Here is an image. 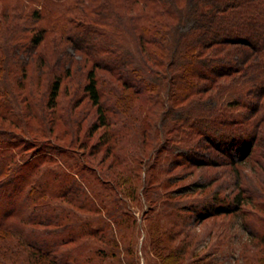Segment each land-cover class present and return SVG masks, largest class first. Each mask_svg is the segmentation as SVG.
Instances as JSON below:
<instances>
[{
  "label": "trees",
  "instance_id": "obj_1",
  "mask_svg": "<svg viewBox=\"0 0 264 264\" xmlns=\"http://www.w3.org/2000/svg\"><path fill=\"white\" fill-rule=\"evenodd\" d=\"M1 81L0 136L14 140L0 139L13 148L0 147V264L21 254L2 245L12 236L27 264H94L81 239L98 231L109 235L113 255L128 250L119 231L137 221L129 197L144 199V219L155 214L147 227L161 264H205L207 235L195 255V229L238 212L242 197L212 210L204 196L170 201L203 194L211 182L170 188L200 168L238 170L255 153L264 158V0H0ZM65 81L72 90L67 116L59 101ZM80 92L95 106L87 136L100 132L91 154L103 151L99 162H109L95 173L98 184L80 173L94 167L80 165L77 153L64 159L63 173L43 167L57 160L43 150L50 140L40 146L11 130L54 132L69 118L81 126ZM178 167L192 169L174 174ZM58 198L103 208L102 227L78 228L77 214ZM69 243L76 245L61 249Z\"/></svg>",
  "mask_w": 264,
  "mask_h": 264
},
{
  "label": "rangeland",
  "instance_id": "obj_2",
  "mask_svg": "<svg viewBox=\"0 0 264 264\" xmlns=\"http://www.w3.org/2000/svg\"><path fill=\"white\" fill-rule=\"evenodd\" d=\"M78 79L80 80V77L77 76V80L75 79L76 82H78ZM1 83L2 81L0 82V85ZM67 83L69 82L65 81L63 83L64 85L59 97L61 106L64 107L62 113L65 115L69 112L72 105V90L70 88L68 91H65ZM78 97L80 102L76 115L78 114L81 118V126L72 124V119L69 118V122L66 125L60 123L55 125L54 132H49L48 129L43 130L44 132L38 133L31 132L24 128H12L11 130L20 138H25L22 133L24 132V134L30 136L25 139H30L34 144H40V146H43L42 144L44 143H50L52 145H44L43 150L48 153V156H53L54 159L57 160H45L42 164L43 167L49 166L63 173L64 170H62L61 167L65 163L64 159L71 157L73 154L72 152L77 153L80 165H84L85 162H88L89 165L95 168H86L80 173L86 176V180L95 181L91 183L98 184L95 173L98 172L97 174H99L98 168H101V166L106 168L109 162L104 164L99 162L98 158L102 155L103 151L99 155L96 154V156L91 154V149L96 144L100 133L96 132L92 138L87 136L89 133L88 130L93 123L95 106L90 103L87 97L83 96L82 92L79 93ZM41 100L43 101L44 99ZM1 123H3V120L1 121L0 118V124ZM8 125L9 124L4 126ZM35 127L36 124L34 123V129ZM5 136H7L6 139H9L10 141L14 140L12 136L8 134L1 135L0 139ZM47 140H50V142L47 143ZM19 142L22 143L21 140ZM86 142V148H81V145L83 143L86 144ZM20 143H18L19 146H21ZM5 146L3 143H0V147H5V151H11L13 149L12 147L9 148V145ZM55 146L57 148H54ZM245 148H247V146L245 147L243 144L236 146L234 148V155H240ZM84 149L86 150L85 159L82 157ZM255 155L256 157L254 160L250 158L240 164L238 170L232 166L200 168L194 175L190 174L187 180L177 182L170 188L174 189L180 184L187 183L194 179H200L208 183L211 182L210 186L203 191V194L197 193L191 197H176L170 201L180 199L184 202L187 201L192 203V201H196L192 200L193 197L198 198V196H204L207 197L209 207L212 210L218 205L234 206L236 203L234 197L237 194H240L242 197L241 208L237 210L238 212L213 216L201 226L202 228L198 227L195 229L196 237L193 239L194 243L191 246V249L194 250L196 253L195 255L203 253L204 251L210 253L205 264H264V158L257 155V153H255ZM73 160L74 159L72 158L68 161L73 163ZM256 160H259L260 165H257ZM18 161H21V158H18ZM144 168L145 164H143L142 169L140 170L142 173V180L145 174ZM191 169L192 168L178 167L175 169L174 174H189ZM66 170L69 171L67 168ZM74 170L75 168L73 171ZM81 174L78 178L79 185L82 186V189L89 191L88 196L90 198H94L96 195L95 190L91 189L87 181L82 178ZM62 200L63 199L58 198L57 202L77 214L75 222L76 225H79L78 228H84L87 230L92 227L96 230L98 227H102V220L104 221V219H106L107 213H105L103 208H99V199L95 198V200L98 201L97 207L99 209H97V211L78 208L77 206H73ZM125 205L128 209H132V212L135 213L137 218V221L134 224L126 227L122 226V232L119 231L120 234L123 233L125 235L124 240L121 238L122 244L125 248L129 247V249H125L121 251V253L118 252L116 255H113L112 251L109 250L111 245H113L109 239L107 240L109 235L107 234L103 236L105 233L103 231H98L97 234L88 235L81 239V242H84V254H89L87 256H91L92 263L94 264H117L120 261L124 264H161V261L154 250L155 244L152 240V232L150 233V229L147 227V225L154 220L153 217L155 214L150 212L145 216V219L143 218L146 202L142 197H140L139 200L129 197ZM165 219L167 218H164V220ZM16 220L17 218L15 217L11 218V221ZM87 221L91 223L85 225ZM203 234L207 235V246L202 252V250H199L201 246L198 244V241H200ZM10 240L11 241L1 240V243L3 241L2 245L6 247L15 245L14 249L17 248L21 250V254L10 259L8 256L7 258L3 257L1 258L2 262L4 264H27V261L25 260L26 257L23 254V247L16 242L13 236ZM178 242L179 238L174 243L177 244ZM75 245L76 243H69L66 246H62L61 249L67 248L70 250L74 248ZM98 248L102 250L96 253ZM19 250L17 253H19ZM93 250H95V252Z\"/></svg>",
  "mask_w": 264,
  "mask_h": 264
}]
</instances>
